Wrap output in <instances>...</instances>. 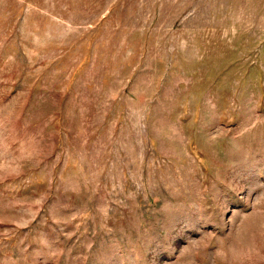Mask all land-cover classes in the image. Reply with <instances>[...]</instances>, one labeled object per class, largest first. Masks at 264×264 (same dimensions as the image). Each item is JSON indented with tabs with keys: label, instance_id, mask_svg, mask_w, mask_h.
<instances>
[{
	"label": "rangeland",
	"instance_id": "1",
	"mask_svg": "<svg viewBox=\"0 0 264 264\" xmlns=\"http://www.w3.org/2000/svg\"><path fill=\"white\" fill-rule=\"evenodd\" d=\"M0 264H264V0H0Z\"/></svg>",
	"mask_w": 264,
	"mask_h": 264
}]
</instances>
